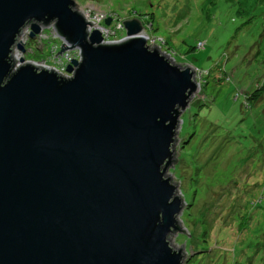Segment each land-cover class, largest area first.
Returning a JSON list of instances; mask_svg holds the SVG:
<instances>
[{
    "label": "water",
    "instance_id": "obj_1",
    "mask_svg": "<svg viewBox=\"0 0 264 264\" xmlns=\"http://www.w3.org/2000/svg\"><path fill=\"white\" fill-rule=\"evenodd\" d=\"M50 22L58 54L80 50L71 76L18 53L27 28L33 39ZM94 22L74 0H0V264L187 258L168 239L178 224L191 235L165 172L194 70L147 45L137 18L115 42L88 33Z\"/></svg>",
    "mask_w": 264,
    "mask_h": 264
},
{
    "label": "rangeland",
    "instance_id": "obj_2",
    "mask_svg": "<svg viewBox=\"0 0 264 264\" xmlns=\"http://www.w3.org/2000/svg\"><path fill=\"white\" fill-rule=\"evenodd\" d=\"M74 1L103 26L137 18L147 45L194 70L198 88L178 116L176 161L165 172L184 200L178 221L191 235L168 236L182 245V264H264V93L256 104L244 97L264 89V0ZM20 39L26 61L60 45L43 38L40 53L37 39Z\"/></svg>",
    "mask_w": 264,
    "mask_h": 264
},
{
    "label": "built area",
    "instance_id": "obj_3",
    "mask_svg": "<svg viewBox=\"0 0 264 264\" xmlns=\"http://www.w3.org/2000/svg\"><path fill=\"white\" fill-rule=\"evenodd\" d=\"M84 16L87 20H89L91 22L95 21L91 25L90 24L88 25V33H90L93 29H98L101 32V34L103 35V42H109V40L106 39V37L109 36L110 33L116 34L117 30H124V26L122 23L121 24L118 23L117 25H113V27L112 26L108 27V26H103L100 24L101 19H102L101 17L95 16L91 20L88 13L84 14ZM45 29H47L48 32L44 33ZM28 32H29V28H27L24 33H28ZM50 37L52 39H50ZM43 38H47L50 41L54 40V39H58L60 41V45L57 42H54V41L51 42L49 45V48H48V50H49L48 54H47L48 57L46 56V59L40 58L41 61H37V62H35L34 60H30V61L34 62L35 64H37L39 66H46V67L52 68L56 72L61 74L62 76H65V77L71 76L72 73L67 71V67L70 64H72V62L70 61L71 59H75V60L80 61V59H81L80 50L78 48H72V49H66L61 54L57 53L61 48L62 40L58 37L56 30L54 28L53 22H50L47 26L42 27L41 32L38 35H36L35 38H33L35 40L37 39V41L40 43V45H38V47H36V49L40 53L44 52V44L42 41ZM26 50H28V49L25 48V51ZM28 51L30 52V50H28ZM18 53L22 54L23 52L18 51ZM47 60H50L51 63H48Z\"/></svg>",
    "mask_w": 264,
    "mask_h": 264
},
{
    "label": "trees",
    "instance_id": "obj_4",
    "mask_svg": "<svg viewBox=\"0 0 264 264\" xmlns=\"http://www.w3.org/2000/svg\"><path fill=\"white\" fill-rule=\"evenodd\" d=\"M193 49H194V46H190L188 50H193ZM40 58H41L40 56L37 57V59H40ZM263 93H264V89L261 86H259L258 88H255L254 90H252L250 92H246L245 91L244 92V97L246 99V103L247 104H249V103H255V104L258 103L263 98L262 97ZM179 228H180V225L178 224V229L177 230H180Z\"/></svg>",
    "mask_w": 264,
    "mask_h": 264
}]
</instances>
